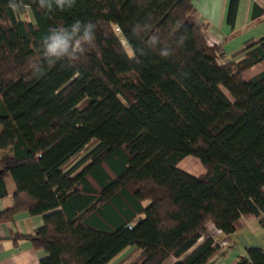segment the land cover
<instances>
[{
	"label": "trees",
	"instance_id": "obj_1",
	"mask_svg": "<svg viewBox=\"0 0 264 264\" xmlns=\"http://www.w3.org/2000/svg\"><path fill=\"white\" fill-rule=\"evenodd\" d=\"M9 2L0 0V198L6 178L14 192L0 222L42 217L13 244L43 251L39 264H107L131 247L118 264H206L218 252L207 224L229 235L238 218L264 212V71L241 78L264 60V38L225 61L192 21L191 0L64 10L23 0L19 13ZM77 20L95 24V48L34 71L49 29ZM186 157L203 173L180 170ZM234 264H264V250Z\"/></svg>",
	"mask_w": 264,
	"mask_h": 264
},
{
	"label": "crops",
	"instance_id": "obj_2",
	"mask_svg": "<svg viewBox=\"0 0 264 264\" xmlns=\"http://www.w3.org/2000/svg\"><path fill=\"white\" fill-rule=\"evenodd\" d=\"M229 1L191 0L194 8L192 21L198 25H206L207 43L218 45L223 52L225 61L237 60L241 55L236 57L235 55L243 49L245 44L254 43L264 38V14L259 15L260 8L264 13L263 7L256 0H236L233 22L229 24L227 21ZM262 71H264V60L243 71L241 78L243 81H247ZM191 158L186 157L180 163L189 161L188 167H196V171H199ZM177 167L179 168V165ZM188 167L185 165L179 169L188 173ZM202 173L203 170L200 174ZM188 174L191 175V173ZM4 183L7 194L4 198H0V211L12 204L11 195L14 192V185L10 178H6ZM41 225V216H30L24 212L16 213L9 220L0 222V264H39V261L46 256L43 251L33 250L29 241L23 239L13 244L9 237L13 234L32 235ZM205 233L218 247V252L206 264H234L248 248L264 250V212L252 220L238 218L233 223V231L229 235L221 234L211 224L206 225ZM132 253L133 248H127L107 264H118ZM173 263V258H168L163 262V264Z\"/></svg>",
	"mask_w": 264,
	"mask_h": 264
},
{
	"label": "clouds",
	"instance_id": "obj_3",
	"mask_svg": "<svg viewBox=\"0 0 264 264\" xmlns=\"http://www.w3.org/2000/svg\"><path fill=\"white\" fill-rule=\"evenodd\" d=\"M40 8L51 10L53 6L60 10L71 8L75 0H36ZM26 5L23 0H10L9 8L19 13ZM91 48H95V24L77 20L70 27L50 28L42 39L38 53L39 61L33 65L34 71H39L41 62L55 64L64 60L69 66L75 64Z\"/></svg>",
	"mask_w": 264,
	"mask_h": 264
},
{
	"label": "rangeland",
	"instance_id": "obj_4",
	"mask_svg": "<svg viewBox=\"0 0 264 264\" xmlns=\"http://www.w3.org/2000/svg\"><path fill=\"white\" fill-rule=\"evenodd\" d=\"M191 159H192V161H194L196 163L199 171H196V167H193V166H189L188 167L187 163H189V161H184V162L180 163L179 164V168H183L186 165L188 167V171L187 172L191 173V175L200 174L202 169H201V166H200L199 162L196 159H194V158H191Z\"/></svg>",
	"mask_w": 264,
	"mask_h": 264
},
{
	"label": "built area",
	"instance_id": "obj_5",
	"mask_svg": "<svg viewBox=\"0 0 264 264\" xmlns=\"http://www.w3.org/2000/svg\"><path fill=\"white\" fill-rule=\"evenodd\" d=\"M263 9H264V8H263ZM126 227H127L128 229H130V225H127Z\"/></svg>",
	"mask_w": 264,
	"mask_h": 264
},
{
	"label": "bare ground",
	"instance_id": "obj_6",
	"mask_svg": "<svg viewBox=\"0 0 264 264\" xmlns=\"http://www.w3.org/2000/svg\"><path fill=\"white\" fill-rule=\"evenodd\" d=\"M124 44V43H123Z\"/></svg>",
	"mask_w": 264,
	"mask_h": 264
}]
</instances>
